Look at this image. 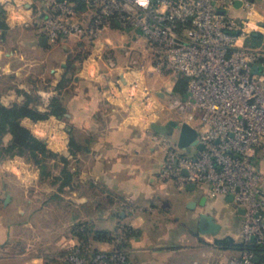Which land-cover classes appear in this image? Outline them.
I'll use <instances>...</instances> for the list:
<instances>
[{
  "label": "crops",
  "instance_id": "1",
  "mask_svg": "<svg viewBox=\"0 0 264 264\" xmlns=\"http://www.w3.org/2000/svg\"><path fill=\"white\" fill-rule=\"evenodd\" d=\"M85 1L84 16L77 18L87 24L94 10ZM251 1L259 24L256 36L264 30V0ZM40 4L0 0L7 26L0 30V105L28 102L48 115L42 121L25 117L21 125L46 141L58 155L57 166L45 179L43 208L32 199L22 208H8L19 204V196L0 193V264H69L67 251L76 246L86 249L88 259L94 251L110 253L119 228L125 229L122 251L130 264H222L238 256L239 250L218 241L240 232L239 208L228 197L210 196L205 187L188 190L161 181L163 153L151 141L150 124L143 123L138 103L119 91V81L139 77L143 82L140 30L114 22L97 41L71 36L42 47ZM230 14L243 17L237 9ZM107 59L116 68L110 69ZM130 60L137 61L135 68H127ZM53 99L63 108L59 118L51 113ZM256 153L264 171V144ZM23 171L20 166L14 176L22 185L32 182ZM227 210L221 229L217 215ZM203 216L218 229L208 231ZM77 226L86 230L84 236L74 232Z\"/></svg>",
  "mask_w": 264,
  "mask_h": 264
},
{
  "label": "built area",
  "instance_id": "2",
  "mask_svg": "<svg viewBox=\"0 0 264 264\" xmlns=\"http://www.w3.org/2000/svg\"><path fill=\"white\" fill-rule=\"evenodd\" d=\"M42 36L49 43L74 36L97 41L117 22L143 36V69L151 67L172 78L167 93L151 90L143 77L118 82L119 91L143 109V123L175 121L170 137L149 130L154 147L163 153L159 179L179 187L195 184L210 196H233L242 209L240 238L264 243V171L257 148L264 144V47L239 45L258 28L251 0H89L94 12L87 24L76 16L69 0H40ZM240 2L236 8L235 3ZM241 10L242 18L230 14ZM251 32V33H253ZM110 69L116 62L107 59ZM130 60L127 68H135ZM144 73V71H143ZM182 77L184 93L174 86ZM191 126L201 149L189 152L178 146L179 127ZM176 134V135H175ZM174 136H177L174 139ZM124 228L116 231L120 243ZM254 241H251V238ZM250 251L222 264H264ZM69 264H130L122 250L98 253L86 260L74 247Z\"/></svg>",
  "mask_w": 264,
  "mask_h": 264
},
{
  "label": "rangeland",
  "instance_id": "3",
  "mask_svg": "<svg viewBox=\"0 0 264 264\" xmlns=\"http://www.w3.org/2000/svg\"><path fill=\"white\" fill-rule=\"evenodd\" d=\"M84 13H85L84 9H79L76 12V16L83 17ZM259 30L260 29H258V31ZM251 32L248 35L247 41L245 42V44L248 46H252V47L263 48L264 47V30H260L261 33L259 34L257 33L258 35L256 36L252 35ZM255 32H257V29ZM71 55L73 56L77 55V58H78V54L73 53ZM80 55L81 54H79V56ZM143 71H144L143 73L144 80L146 81L147 86L151 90L156 91V92H163L165 94L167 93L168 90H171L170 88H172V78L170 75L164 74V73H158L154 71L153 68L148 67V66L145 67ZM58 87H60V84ZM0 133H1L0 134V193H3V191L12 192L15 198L19 196V204L15 202L14 205L9 206L8 208H18V206H21L22 208L26 206L24 204V201L27 199H32L34 201L37 200L36 205H39L40 208H43V199H44L43 190L45 189V186L47 184L45 179L47 178L48 174L52 173L53 170L56 169L54 167L57 166V165L55 166L56 164L55 161H57L58 155L56 154V156H50L48 152L49 151L52 152V151L47 147V144L45 143L46 141L44 139L39 138L44 141L49 151L47 153L41 154L39 156V162H35V159L28 152H25L24 154H22L17 149H12V150L6 149L9 144L8 139L10 135L2 134L1 128H0ZM74 138H77V136L73 137V139ZM176 138L177 136H174V139ZM20 166L25 169V171H23L22 177L31 178L30 176H32V182L26 183L22 181L24 182L22 185L18 181V179L14 176V173L19 174ZM34 174H35L34 178L36 179H33ZM27 180H31V179H27ZM0 198H1L0 208H3L2 207L3 197L1 196ZM229 215L230 213L228 210L226 212H223L217 215V221H219V224H221V227H220L221 229L224 228L225 223H226L225 218H227ZM240 231H241V228H240ZM232 234L234 235V233ZM226 238H232L236 242L242 241V239L240 238V232L238 233V235H235L233 237L228 236L221 240H225ZM73 249L74 248L67 251V255L70 254ZM229 249H232V248H229ZM100 253L102 252L100 251Z\"/></svg>",
  "mask_w": 264,
  "mask_h": 264
},
{
  "label": "trees",
  "instance_id": "4",
  "mask_svg": "<svg viewBox=\"0 0 264 264\" xmlns=\"http://www.w3.org/2000/svg\"><path fill=\"white\" fill-rule=\"evenodd\" d=\"M76 5V9H84L87 4L85 0H69ZM6 30L7 26L4 21V13L0 14V30ZM257 39V38H255ZM187 81L185 78L180 77L174 86V92L176 94L184 93L186 89ZM63 111L61 102L58 99H53L51 102V113L57 118L61 116ZM30 118L33 121H42L48 119V115L38 112L35 108L29 107V103L25 102L21 105H14L11 108L0 105V128L2 134H9L10 141L6 149H17L22 154L28 152L35 159V162H39V156L47 153L49 149L46 147L43 140L35 137L27 128L21 125L23 118ZM1 134V133H0ZM50 156H56L55 153L48 152ZM86 231V230H85ZM85 231H79L78 226L74 229V232L79 236H84ZM113 240V238H112ZM115 240V239H114ZM122 240L116 244V249L122 250ZM219 245L223 248H232L239 251H250L258 259V262H264V243L256 242H236L232 238H226L225 240L218 241ZM79 248L80 255L89 260L93 258L98 251H94L88 259L87 254L83 246H76Z\"/></svg>",
  "mask_w": 264,
  "mask_h": 264
},
{
  "label": "water",
  "instance_id": "5",
  "mask_svg": "<svg viewBox=\"0 0 264 264\" xmlns=\"http://www.w3.org/2000/svg\"><path fill=\"white\" fill-rule=\"evenodd\" d=\"M241 3L236 2L235 7H240ZM40 46H46L48 44V40L46 37L41 36L39 38ZM178 128V124L175 121H169L165 124H162L160 122H153L149 125V129L153 131L154 133L164 136V137H170L173 135L175 129ZM178 146L183 149L186 152H189L191 150V147L195 146L198 149H201L202 146L198 144L197 141V133L196 131L189 125L183 124L179 127V135H178ZM186 188L189 190H195L196 186L195 184H187ZM228 199L230 201L233 200V196H228ZM10 200V197L7 196L5 199V204H7ZM195 205V202H190L188 205V208H193ZM239 212L243 215L244 211L242 209H239ZM203 219L208 223V231L213 232L214 230L218 229V225L213 221L211 217L203 216ZM251 241H254V238H251ZM255 261H258L257 258H255Z\"/></svg>",
  "mask_w": 264,
  "mask_h": 264
}]
</instances>
